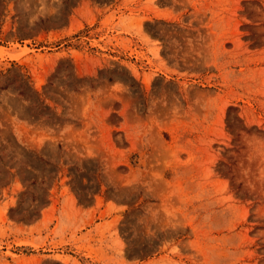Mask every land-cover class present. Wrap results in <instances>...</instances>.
<instances>
[{"label": "rangeland", "instance_id": "1", "mask_svg": "<svg viewBox=\"0 0 264 264\" xmlns=\"http://www.w3.org/2000/svg\"><path fill=\"white\" fill-rule=\"evenodd\" d=\"M0 264H264V0H0Z\"/></svg>", "mask_w": 264, "mask_h": 264}, {"label": "trees", "instance_id": "2", "mask_svg": "<svg viewBox=\"0 0 264 264\" xmlns=\"http://www.w3.org/2000/svg\"><path fill=\"white\" fill-rule=\"evenodd\" d=\"M18 93H22V91L21 90H18Z\"/></svg>", "mask_w": 264, "mask_h": 264}]
</instances>
